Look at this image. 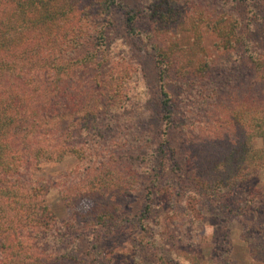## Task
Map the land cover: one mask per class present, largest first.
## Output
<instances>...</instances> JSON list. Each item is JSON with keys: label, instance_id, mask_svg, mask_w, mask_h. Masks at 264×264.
I'll use <instances>...</instances> for the list:
<instances>
[{"label": "trees", "instance_id": "obj_1", "mask_svg": "<svg viewBox=\"0 0 264 264\" xmlns=\"http://www.w3.org/2000/svg\"><path fill=\"white\" fill-rule=\"evenodd\" d=\"M262 2L141 0L142 31L138 12L122 0H0V264H114L123 226L148 231L154 194L177 216L182 246L195 223L221 215L225 200L252 206L240 187L264 170ZM115 7L123 9L128 33L148 39L153 50L157 138L136 117L118 122L134 96L144 95L140 69L99 71ZM91 67L95 95L73 86ZM171 85L181 90V120ZM177 126L180 159L170 138ZM69 154L77 164L59 191L75 214L60 219L46 202L49 182L35 171ZM145 176L141 210L125 215ZM83 199L89 207L75 208ZM79 224L100 239L91 242V260L62 243ZM131 244L139 259L146 245ZM153 248L158 264H168L164 247L154 241ZM187 258L198 263L194 251Z\"/></svg>", "mask_w": 264, "mask_h": 264}, {"label": "rangeland", "instance_id": "obj_2", "mask_svg": "<svg viewBox=\"0 0 264 264\" xmlns=\"http://www.w3.org/2000/svg\"><path fill=\"white\" fill-rule=\"evenodd\" d=\"M122 2L138 12L137 28L145 31L147 26L141 12L143 8L141 0H122ZM261 9L264 11V0ZM239 13L244 21V11L239 10ZM107 31V60L99 70L101 77L107 75L111 70L121 72L124 69L138 67L145 91L143 96H134L133 100L130 101V105L126 106L123 113L118 116V122L124 121L126 115L129 118L136 117V122L140 120L145 123L157 138L160 128L156 87L157 67L149 40L139 34L128 33L125 14L120 7L113 9L112 20ZM204 43L211 45V38L207 36ZM96 72V68L91 67L80 78L74 79L76 83L73 86L94 95L95 93L98 94L96 84L92 86V83L95 82L92 75ZM171 92L177 106L174 117L176 120H181L182 114L179 107V104H181V90L177 86L171 85ZM188 103H191V99L188 100ZM170 138L176 156L180 159L182 133L178 126L171 130ZM255 144L259 146L261 141L255 140ZM180 163L182 168L187 170L182 159ZM76 164V157L69 154L62 161L43 162L35 171L37 176L49 182L46 202L60 219H69L75 214L74 208L66 205L64 199H62L59 189L64 181L62 179L64 175L70 169L75 168ZM166 176L171 179L176 178L170 170H166ZM148 184L149 177L145 176L140 187L131 198L130 206L125 210V215L133 216L139 213ZM240 189L252 196L254 199L253 205H239L232 200H225L223 202L224 208H229H223L219 216H204L201 223H195L192 226L194 228L193 234L186 236L185 242L187 244L185 246H182L179 242L180 234L173 225V223L179 222L176 219L177 216L172 214V209L168 206L166 199L154 194L151 200L152 210L149 216L148 231L140 229L131 231V226H123L124 232L120 234L121 244L118 248H115L113 253L114 264H158V254L155 253L153 248L154 241L164 247L168 264H192L187 258L190 251L197 254L198 263L196 264H264V170L255 171L244 181ZM212 204L219 206L216 202ZM89 205V201L83 199L75 208L87 209ZM80 225L66 231L63 234L62 243L65 246L74 245L79 254L86 260H91L93 257L91 242H99L100 239L97 236L90 237L91 227L88 224ZM133 240L142 241L146 245L140 251L141 257L139 259L133 255L131 244ZM146 240L152 244H146Z\"/></svg>", "mask_w": 264, "mask_h": 264}]
</instances>
